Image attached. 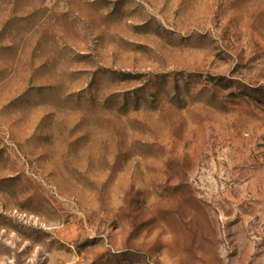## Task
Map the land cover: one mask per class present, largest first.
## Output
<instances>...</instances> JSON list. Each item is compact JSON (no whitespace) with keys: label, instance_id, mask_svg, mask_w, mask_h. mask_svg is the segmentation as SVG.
I'll list each match as a JSON object with an SVG mask.
<instances>
[{"label":"rangeland","instance_id":"rangeland-1","mask_svg":"<svg viewBox=\"0 0 264 264\" xmlns=\"http://www.w3.org/2000/svg\"><path fill=\"white\" fill-rule=\"evenodd\" d=\"M0 264H264V0H0Z\"/></svg>","mask_w":264,"mask_h":264}]
</instances>
